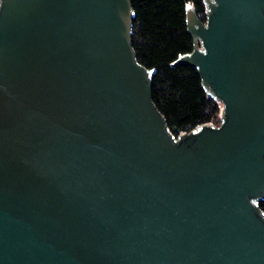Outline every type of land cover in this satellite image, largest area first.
<instances>
[{
    "label": "water",
    "instance_id": "95a60500",
    "mask_svg": "<svg viewBox=\"0 0 264 264\" xmlns=\"http://www.w3.org/2000/svg\"><path fill=\"white\" fill-rule=\"evenodd\" d=\"M0 3V264H264V0L187 6L224 107L179 137L131 0Z\"/></svg>",
    "mask_w": 264,
    "mask_h": 264
},
{
    "label": "trees",
    "instance_id": "16d2710c",
    "mask_svg": "<svg viewBox=\"0 0 264 264\" xmlns=\"http://www.w3.org/2000/svg\"><path fill=\"white\" fill-rule=\"evenodd\" d=\"M131 5L135 13L132 47L137 62L155 72L153 102L169 131L179 137L206 124L219 125L223 103L205 87L199 70L187 65L172 67L194 51L187 26V6H193L205 22V0H131ZM256 203L264 212V199Z\"/></svg>",
    "mask_w": 264,
    "mask_h": 264
},
{
    "label": "built area",
    "instance_id": "2783aa9c",
    "mask_svg": "<svg viewBox=\"0 0 264 264\" xmlns=\"http://www.w3.org/2000/svg\"><path fill=\"white\" fill-rule=\"evenodd\" d=\"M0 7H1V3H0ZM220 124H221V123H220ZM220 124H219V125H212V124H209V125H211V126H213V127H219ZM206 125H207V124H206Z\"/></svg>",
    "mask_w": 264,
    "mask_h": 264
}]
</instances>
